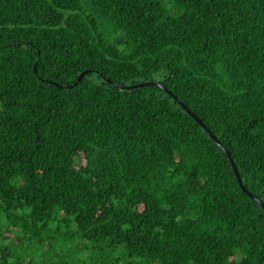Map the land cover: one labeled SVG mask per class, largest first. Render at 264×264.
<instances>
[{
	"label": "trees",
	"instance_id": "trees-1",
	"mask_svg": "<svg viewBox=\"0 0 264 264\" xmlns=\"http://www.w3.org/2000/svg\"><path fill=\"white\" fill-rule=\"evenodd\" d=\"M111 81L264 203V0H0V264H264L222 148Z\"/></svg>",
	"mask_w": 264,
	"mask_h": 264
},
{
	"label": "water",
	"instance_id": "water-1",
	"mask_svg": "<svg viewBox=\"0 0 264 264\" xmlns=\"http://www.w3.org/2000/svg\"><path fill=\"white\" fill-rule=\"evenodd\" d=\"M86 71H82L78 77H77V80L81 79V77L85 74ZM110 81V80H108ZM115 86L117 87H120V88H123V89H129V88H133V87H140V86H147V85H153V84H157L159 85L160 87H162L164 90H166L168 93L171 94V92L166 89L162 84L156 82V81H146V82H139V83H135V84H132V85H124V84H121V83H118V82H114V81H111ZM65 87H69L68 85H64ZM171 96L179 102V104L181 105V107L193 118L195 119L204 129L205 131L207 132V134L209 135V137L215 142L217 143L221 148L222 150L225 152L227 158L229 159V162L232 166V169L235 173V176L237 178V181L239 183V186L241 188V190L243 192H245L251 199H253L254 201H256L258 203V205H260V207L263 209L264 211V203L258 199L254 194L250 193L242 184L241 182V179H240V176H239V173L237 171V168L233 162V159H232V156L231 154L229 153V151L222 145V143L216 138V136L200 121V119L193 113L191 112V110L188 109V107L182 103L181 101H179L177 99V97L173 94H171Z\"/></svg>",
	"mask_w": 264,
	"mask_h": 264
}]
</instances>
